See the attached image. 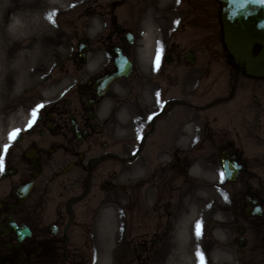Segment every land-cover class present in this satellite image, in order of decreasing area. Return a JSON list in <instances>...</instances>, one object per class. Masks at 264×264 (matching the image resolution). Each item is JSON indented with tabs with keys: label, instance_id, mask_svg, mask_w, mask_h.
<instances>
[{
	"label": "rangeland",
	"instance_id": "1",
	"mask_svg": "<svg viewBox=\"0 0 264 264\" xmlns=\"http://www.w3.org/2000/svg\"><path fill=\"white\" fill-rule=\"evenodd\" d=\"M172 1L174 5L180 3V0H67V6L51 17L53 30L59 34L56 40L60 43L61 56L55 53L58 46L54 45L52 66L45 70V79L32 84L30 91L16 94L12 93L11 80L0 83V146L9 143L10 132L24 129L34 118L30 112L37 102L49 104L44 108L56 104L66 107L63 120L71 115L72 110L65 106L69 97L66 91L112 68L108 56L110 43L123 41L108 34H113L116 28L131 32L135 41L126 53L136 72L112 86L110 97H115V109L112 110L111 98L107 97L98 110L100 122L105 124L104 141L113 144L116 155L121 158H101L98 155L105 151L99 149L91 154V160L97 159L93 169L95 174H89V179L84 175V181H88L87 191L78 201L87 209L86 204L90 206L95 197L99 199L92 221L93 228L99 222L100 229L98 243L96 233L90 241L95 247L92 264H118V261L119 264H196L197 248H185V239H181L187 233L194 236V231L183 230L184 220L192 211L187 204L178 205L182 198L186 202L195 196L201 185L198 181L214 189V196L206 207L210 213L205 215L203 235L198 241L205 264H264V220L239 216L243 207L238 203L235 210L229 202V190L232 188L237 192L246 184L250 194L255 190L264 193V161H253L256 151L249 150L254 146L264 147V77L247 76L227 53L219 19L221 8L217 2L183 0L185 10L178 15L176 9L172 11L175 13L165 11ZM190 11L197 16L196 29L194 24L190 27V23L185 22L175 30L177 17L182 24ZM203 21L209 25L206 31L198 30ZM81 40L88 46V51L85 64L77 68L73 63ZM166 43L175 46L174 57L191 52L197 59L189 64L182 56L169 64L181 68L182 74L179 73L178 78L173 70H164L170 81L164 86L152 61L147 62L144 58H152L158 44L166 56L169 47L166 48ZM147 44L151 45L150 50L145 48ZM206 52L211 59L207 58ZM166 65L164 62V69ZM193 76H210L211 80L205 86L185 91L189 85L185 80ZM135 77L144 81L141 82L144 88L139 87L142 91L138 93ZM172 99L178 102L174 103ZM108 105L109 109H105ZM149 115L153 117L152 121L147 119ZM155 121L157 126L153 133L145 136ZM188 127L194 130L190 143H186ZM126 128L132 129V133H127ZM228 138L235 141L234 152L256 167L255 173L248 170L249 178H240L232 187L220 183L218 175L222 171L220 153ZM38 140L46 145L49 141ZM30 141L31 138L25 137L14 148L23 152ZM209 146L210 149H206ZM129 161L136 163L127 166ZM177 162H180L179 168H176ZM139 166L144 167L146 185L137 183V177L133 176ZM80 171L79 168L69 170L68 174L77 176L75 180L64 176L73 193L80 192ZM193 173L199 178L195 179ZM10 180L14 182L17 177ZM121 187L125 189L122 191ZM195 188L194 192L192 189ZM93 192L97 194L88 199ZM32 202L33 197L27 207H31ZM118 205L119 212L115 211ZM214 210L218 211L214 213ZM236 226L245 228L243 235L237 232ZM240 237L246 240L243 250L238 249L236 243ZM154 241L158 244H153ZM143 245L147 250L141 253L138 248ZM150 247L155 248L149 252Z\"/></svg>",
	"mask_w": 264,
	"mask_h": 264
},
{
	"label": "flooded vegetation",
	"instance_id": "2",
	"mask_svg": "<svg viewBox=\"0 0 264 264\" xmlns=\"http://www.w3.org/2000/svg\"><path fill=\"white\" fill-rule=\"evenodd\" d=\"M189 14L187 22L190 23V27L194 24L193 28L196 29L197 16L192 11ZM201 25L198 30L202 28L206 31L209 26L204 21ZM169 51L172 62L181 59L182 56L184 58V54L182 56L179 54L181 57H174L177 50L172 44L169 45ZM206 54L211 59L210 54L208 52ZM112 70H106L103 74L110 73ZM160 77L164 81V66ZM67 94L69 97L65 100V106L72 110L80 138L77 139L71 134L68 121L63 120L62 116L66 107L56 104L50 109L51 112L40 116L39 122L28 133L31 135H27L31 138L28 147L23 152L13 150L6 157V173L14 170L15 177L18 179L12 183L9 178H0V264H90L91 257L94 255L95 247H92L90 240L94 238V235H91L92 220L96 213L82 208V204L78 201L84 197H79L81 193L73 194L64 176L67 175L75 180L77 176L68 173L70 169L79 168L81 171L78 174L81 173L82 176L80 182L82 191L88 183L84 181V175L88 177L89 173L95 174L93 169L97 159L91 160L93 156L90 155L97 149L105 151L98 155L101 158L115 153L113 144L104 141L105 124L100 122L98 110L108 96L111 98L112 110H114L116 100L113 95L110 97V92L104 98H96L91 86L87 83H78L70 87ZM49 115H52L51 119L48 118ZM90 116L92 119H89ZM41 133L48 138L47 145L34 137ZM22 140L23 138L20 139ZM249 150L256 151L253 161L259 159L264 161V147L254 146ZM26 151L34 152L38 160L27 159ZM222 153L235 158L237 163L243 160L234 152L232 139H227V145L221 150ZM32 166L35 168L33 169ZM66 168L70 169L65 171ZM255 169L256 167L250 166L245 158L239 178H249L248 170L255 173ZM34 173L38 175L35 177L32 189L31 207H27V202L17 207L13 192L18 186L30 182ZM230 191V204H233L235 210V205L242 202L244 197L245 201L247 199L255 201L264 211V199L261 198V195L264 196L263 191L259 193L255 190L250 194L248 184L246 187L237 189V192L232 188ZM246 209L247 207L242 210L243 215ZM10 218L17 226L28 227L30 236L18 240L19 235L9 231L6 225ZM259 220L263 221V219ZM98 238L99 234L97 240Z\"/></svg>",
	"mask_w": 264,
	"mask_h": 264
},
{
	"label": "bare ground",
	"instance_id": "3",
	"mask_svg": "<svg viewBox=\"0 0 264 264\" xmlns=\"http://www.w3.org/2000/svg\"><path fill=\"white\" fill-rule=\"evenodd\" d=\"M66 6L67 0H0V48L4 50L6 62H11L17 57H21L23 61L19 70H10L4 77L3 82L12 81V93H17L14 91V83L15 77L18 75L23 76V87L20 91H29L33 89L32 84L42 81L45 70L52 66L51 58L55 52L54 45L58 46L55 53L58 57L61 56L60 43L56 40L59 34L53 30L51 17ZM15 12L25 15L28 34L20 39L12 40L7 34L6 25L9 23L10 14ZM150 46L148 44L145 48ZM187 130L189 134L186 143H190L194 137V130L192 128ZM126 132L132 133V130L127 129ZM143 171V166H139L133 171V176L137 177V181L145 180ZM193 174L197 179L199 178L195 173ZM213 194L212 188L205 187L198 190L191 200H186L185 204L189 205L192 210V217L190 220L184 221L183 230L185 232L189 225L196 224L206 215L208 196ZM183 237L185 248H199L196 237L190 236L188 233ZM171 261L175 262V260Z\"/></svg>",
	"mask_w": 264,
	"mask_h": 264
},
{
	"label": "water",
	"instance_id": "4",
	"mask_svg": "<svg viewBox=\"0 0 264 264\" xmlns=\"http://www.w3.org/2000/svg\"><path fill=\"white\" fill-rule=\"evenodd\" d=\"M217 1L222 7L224 42L235 63L244 67L249 75L264 76V4L241 3V0ZM255 45L260 46L256 56L253 55ZM116 67L118 72L103 79L101 85L108 84L114 76L126 77L131 70L125 58H119ZM226 169L227 178H230L227 164Z\"/></svg>",
	"mask_w": 264,
	"mask_h": 264
},
{
	"label": "snow or ice",
	"instance_id": "5",
	"mask_svg": "<svg viewBox=\"0 0 264 264\" xmlns=\"http://www.w3.org/2000/svg\"><path fill=\"white\" fill-rule=\"evenodd\" d=\"M241 3L264 4V0H241ZM162 55H163V48L158 44L157 50H156V56H155V59L153 62L154 70L159 68L160 63H161V59H162ZM157 98L159 101V93H157ZM44 107H45L44 104H40V105H37L36 107H34L30 112V116H33V114H34V118L29 120V122L25 126V128L24 129H14L12 132H10L8 134L9 143L4 144L2 146V148H0V174H2L5 170V158H6V155L9 151V148L11 147L12 143H14L19 138L22 131L30 130L37 124V122L40 119L41 110ZM147 119L149 121H152L153 117L151 115H149L147 117ZM138 138H139V136H138ZM218 175L220 177V179H219L220 183H224L227 179V173H225L224 171H220L218 173ZM225 200H227V197H225ZM208 207L210 208L211 205H208ZM194 235L196 236L197 240H199L202 237V235H203V220L202 219H200L196 222V224L194 226ZM195 255H196L198 264H205V257L199 248L197 249V252Z\"/></svg>",
	"mask_w": 264,
	"mask_h": 264
},
{
	"label": "clouds",
	"instance_id": "6",
	"mask_svg": "<svg viewBox=\"0 0 264 264\" xmlns=\"http://www.w3.org/2000/svg\"><path fill=\"white\" fill-rule=\"evenodd\" d=\"M6 31L12 40H17L27 35V22L25 15L21 12L11 13L9 23L6 25ZM4 57V50L3 48H0V83L3 82L8 71L13 69L19 70L23 63L21 57H17L11 62H6ZM22 87L23 76L18 75L15 77L14 91L18 93Z\"/></svg>",
	"mask_w": 264,
	"mask_h": 264
}]
</instances>
